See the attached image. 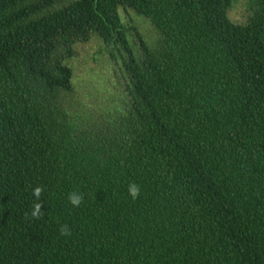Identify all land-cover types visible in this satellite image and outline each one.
<instances>
[{
	"label": "trees",
	"instance_id": "obj_1",
	"mask_svg": "<svg viewBox=\"0 0 264 264\" xmlns=\"http://www.w3.org/2000/svg\"><path fill=\"white\" fill-rule=\"evenodd\" d=\"M234 1L0 0V264H264V0ZM94 35L125 92L81 113Z\"/></svg>",
	"mask_w": 264,
	"mask_h": 264
},
{
	"label": "rangeland",
	"instance_id": "obj_2",
	"mask_svg": "<svg viewBox=\"0 0 264 264\" xmlns=\"http://www.w3.org/2000/svg\"><path fill=\"white\" fill-rule=\"evenodd\" d=\"M249 2L250 0H235L230 9L231 18L244 22L250 11ZM121 14L130 31L139 30L148 39L159 38L149 20H145L134 9L123 8ZM138 42L140 43L139 39ZM119 61L121 60L117 61L109 54L106 45L97 35L89 41L76 44L75 55L70 62L74 69L75 103L81 113L105 107L106 103H112L111 99L115 94H124L125 90L119 79V76H123ZM116 66L119 75L115 72Z\"/></svg>",
	"mask_w": 264,
	"mask_h": 264
},
{
	"label": "clouds",
	"instance_id": "obj_3",
	"mask_svg": "<svg viewBox=\"0 0 264 264\" xmlns=\"http://www.w3.org/2000/svg\"><path fill=\"white\" fill-rule=\"evenodd\" d=\"M41 191H42V189H41L40 187H37V188L35 189V195L38 197V196L40 195ZM128 191H129V194H130L134 199L137 198V197L139 196V194H140V188H139V186H138L137 184H135V183H132V184L129 185V189H128ZM69 199H70V201H71V203H72L73 205L79 206V204H80L81 201H82V196H81L79 193H75V192H74V193H72V194L70 195ZM39 214H40V206L37 205L35 211L33 212V215H34V216H38Z\"/></svg>",
	"mask_w": 264,
	"mask_h": 264
}]
</instances>
